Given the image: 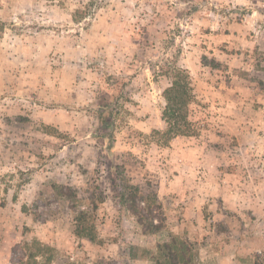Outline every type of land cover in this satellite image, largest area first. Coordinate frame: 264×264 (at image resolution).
<instances>
[{"label":"rangeland","instance_id":"374dc122","mask_svg":"<svg viewBox=\"0 0 264 264\" xmlns=\"http://www.w3.org/2000/svg\"><path fill=\"white\" fill-rule=\"evenodd\" d=\"M174 57L202 123L165 145ZM117 170L202 264L264 256V0H0V264L33 239L54 264H154L159 238L120 205ZM55 186L103 196L97 242Z\"/></svg>","mask_w":264,"mask_h":264},{"label":"trees","instance_id":"16d2710c","mask_svg":"<svg viewBox=\"0 0 264 264\" xmlns=\"http://www.w3.org/2000/svg\"><path fill=\"white\" fill-rule=\"evenodd\" d=\"M81 13L82 11L76 12ZM178 62L179 58L174 57L165 71L171 80V85L163 91L166 106L162 120L166 127L162 131H154V134L159 136V143L165 145L179 136L198 135L202 123L196 120L194 115L196 108L202 105L194 93L188 71L180 68ZM99 118L103 124L102 128L108 129L105 116L99 114ZM107 140V147L111 150L115 140L112 132ZM115 186L120 205L135 219L142 234L158 236L156 251L149 257L154 264H202L196 257L192 242L187 237L169 230L163 204L156 193L144 192L139 186L130 183L123 173H118V170ZM55 190L59 197L69 203V208L75 215V236L92 243L97 242V212L99 205L104 202L103 196L94 195V199L87 205L71 187L55 186ZM21 249L23 256L18 258L17 264H54V250L37 239L24 242ZM256 257L253 264H264V256Z\"/></svg>","mask_w":264,"mask_h":264}]
</instances>
